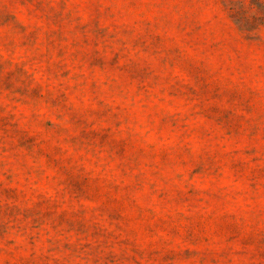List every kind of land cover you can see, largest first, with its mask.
Segmentation results:
<instances>
[{"label": "rangeland", "instance_id": "rangeland-1", "mask_svg": "<svg viewBox=\"0 0 264 264\" xmlns=\"http://www.w3.org/2000/svg\"><path fill=\"white\" fill-rule=\"evenodd\" d=\"M0 264H264V0H0Z\"/></svg>", "mask_w": 264, "mask_h": 264}]
</instances>
